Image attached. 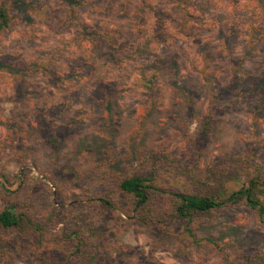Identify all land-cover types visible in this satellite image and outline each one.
Listing matches in <instances>:
<instances>
[{"label": "rangeland", "instance_id": "obj_1", "mask_svg": "<svg viewBox=\"0 0 264 264\" xmlns=\"http://www.w3.org/2000/svg\"><path fill=\"white\" fill-rule=\"evenodd\" d=\"M27 1L36 6L39 26L32 32L16 11L0 32V63L12 69L0 71V178L13 186L27 175L28 185L50 198L38 221L51 248L78 237L81 253L71 264H243L240 251L264 252V228L244 206L196 224L194 239L182 234V225L150 230L95 204L79 219L70 212L89 205L109 179L150 170L132 152L138 149L172 155L186 167L177 178L212 197L238 188L257 169L264 178L258 0H241L236 13L229 0H189L206 19L189 33L169 0H147L141 21L139 0H90L99 4L80 11L83 23L117 35L120 45L131 43L116 61L107 44L76 42L61 0ZM210 110L215 122L205 139ZM6 199L14 196L0 189V211ZM16 238L3 236L0 264H41L39 251L13 243ZM209 239L224 247L228 262Z\"/></svg>", "mask_w": 264, "mask_h": 264}, {"label": "trees", "instance_id": "obj_2", "mask_svg": "<svg viewBox=\"0 0 264 264\" xmlns=\"http://www.w3.org/2000/svg\"><path fill=\"white\" fill-rule=\"evenodd\" d=\"M139 1L141 2L139 13L141 21L149 6L147 0ZM169 1L183 16L180 22L182 23L181 30L189 33L193 25L205 24L206 19L203 14L198 15L192 12L189 0ZM229 3L233 12L242 10L241 0H229ZM61 4L67 14L65 28L74 27L76 29L78 44L89 46L97 41L107 44L110 47V58H113V61H116L121 48L131 44L129 41L127 44L120 45L117 35H110L107 30L99 29V26L90 28L83 23L80 11L85 8L94 10L99 3L93 4L90 0H61ZM258 4L264 14V0H258ZM34 5L27 0H6L0 5V32L11 27L16 18V11L24 16L28 28H31L33 32L34 28L39 26L33 17V14H36ZM155 14L160 27L162 16L159 12ZM43 16L39 17L41 22L44 20ZM253 26L251 42L255 43L258 32L256 25ZM138 34L140 35L139 32ZM8 70L12 69L0 63V71ZM215 114V111L210 110L205 115L202 129V136L205 139L211 135ZM135 151L139 152L138 154L143 158L141 162L148 164L151 169L147 171L144 167L143 171L137 174L104 182L102 191L89 201V205H75L70 210L71 218H81L87 214L90 206L95 204L102 206L107 212H118L150 230L156 228L164 230L167 227L175 230L176 227L182 225V234L194 239L193 231L196 224L207 222V218L219 210L244 206L254 213L264 228V178L259 169H257V174L246 176V182L238 188L226 189L222 194L212 197V195L197 190L196 182L177 178L176 175L186 167L172 155L145 153L140 149L132 152ZM19 180L18 185L11 186L9 182L0 178V189L14 196V199L5 200L4 208L0 211V243L6 233L14 232L18 238L14 239L13 243L21 241L25 249L35 248L39 251L38 258L41 264H71L76 261L81 253L78 237H70L68 242H63L52 249L45 234L44 223L38 221L40 214L49 210L51 200L47 198L43 190L28 185L27 175H20ZM13 187L15 189H12ZM107 218L105 214L101 222H107ZM208 242L218 249L228 262L224 247L211 239ZM11 244L10 247H12ZM239 259L243 264H264V252L255 248L245 249L240 251Z\"/></svg>", "mask_w": 264, "mask_h": 264}]
</instances>
